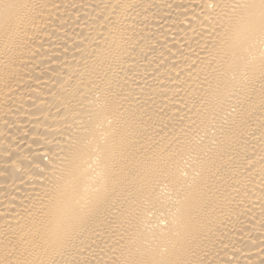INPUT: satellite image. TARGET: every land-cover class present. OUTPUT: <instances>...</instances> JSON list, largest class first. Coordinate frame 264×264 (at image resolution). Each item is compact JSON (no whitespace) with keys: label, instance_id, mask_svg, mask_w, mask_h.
Returning a JSON list of instances; mask_svg holds the SVG:
<instances>
[{"label":"bare ground","instance_id":"bare-ground-1","mask_svg":"<svg viewBox=\"0 0 264 264\" xmlns=\"http://www.w3.org/2000/svg\"><path fill=\"white\" fill-rule=\"evenodd\" d=\"M0 264H264V0H0Z\"/></svg>","mask_w":264,"mask_h":264}]
</instances>
